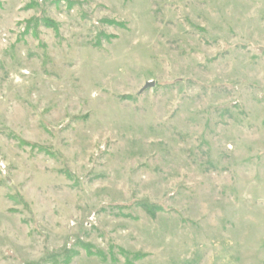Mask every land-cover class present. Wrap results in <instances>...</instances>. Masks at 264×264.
I'll return each instance as SVG.
<instances>
[{
    "label": "rangeland",
    "instance_id": "1",
    "mask_svg": "<svg viewBox=\"0 0 264 264\" xmlns=\"http://www.w3.org/2000/svg\"><path fill=\"white\" fill-rule=\"evenodd\" d=\"M66 251L264 264V0H0V264Z\"/></svg>",
    "mask_w": 264,
    "mask_h": 264
},
{
    "label": "trees",
    "instance_id": "2",
    "mask_svg": "<svg viewBox=\"0 0 264 264\" xmlns=\"http://www.w3.org/2000/svg\"><path fill=\"white\" fill-rule=\"evenodd\" d=\"M146 206V205H145ZM74 253L72 251H66L65 254L62 256V260H56L54 261V264L56 263H63V264H69L73 259Z\"/></svg>",
    "mask_w": 264,
    "mask_h": 264
},
{
    "label": "water",
    "instance_id": "3",
    "mask_svg": "<svg viewBox=\"0 0 264 264\" xmlns=\"http://www.w3.org/2000/svg\"><path fill=\"white\" fill-rule=\"evenodd\" d=\"M154 86V83L153 82H147L145 84V86L143 88H141V92H143L144 90H147V89H151L152 87Z\"/></svg>",
    "mask_w": 264,
    "mask_h": 264
}]
</instances>
